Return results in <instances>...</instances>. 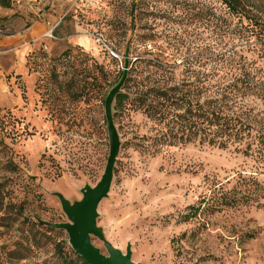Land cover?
Masks as SVG:
<instances>
[{
  "label": "rangeland",
  "instance_id": "obj_1",
  "mask_svg": "<svg viewBox=\"0 0 264 264\" xmlns=\"http://www.w3.org/2000/svg\"><path fill=\"white\" fill-rule=\"evenodd\" d=\"M132 2V39L149 27L192 51L210 36L201 17L218 7L217 0L0 5V264H21L6 251L24 217L65 222L64 204L79 202L84 186L100 180L109 150L103 98L123 68ZM35 22L56 25L55 39L42 40L35 28L32 40L22 38ZM123 130L120 143L128 144L116 156L108 196L97 207L96 224L113 247L124 253L129 245L138 264H264V200L220 210L206 204L196 216L187 208L198 207L214 187H231L239 172L264 184L263 169L233 148L189 144L142 154L135 146L137 132L144 131L140 117L124 122ZM49 235L67 244L64 231ZM91 241L105 254L101 241ZM51 249H41L32 263L49 261Z\"/></svg>",
  "mask_w": 264,
  "mask_h": 264
},
{
  "label": "trees",
  "instance_id": "obj_2",
  "mask_svg": "<svg viewBox=\"0 0 264 264\" xmlns=\"http://www.w3.org/2000/svg\"><path fill=\"white\" fill-rule=\"evenodd\" d=\"M217 2L216 9L201 17L210 36L195 51L178 41L171 44L158 38L149 27L146 34L132 39L136 8L132 2L127 29L131 36L125 40L123 68L106 90L103 108L108 92L126 68L111 105L119 139L120 131L122 137L126 135L124 122L131 123L138 116L144 131L137 132L135 146L142 154L154 156L165 148L189 144L233 148L264 172V0ZM0 5L8 7L7 0H0ZM75 98L81 99V93ZM104 129L108 139L105 117ZM127 144L121 142L119 150ZM7 167L9 172L16 171L14 165ZM260 200H264V184L239 172L231 187H214L209 196L199 200L198 207L187 208L196 216L206 204L215 203L220 210L250 202L261 206ZM16 228L13 248L6 251L11 260L33 264L37 253L50 245L49 261L39 264H86L68 240L67 244L55 243L49 235L63 230L30 217H24Z\"/></svg>",
  "mask_w": 264,
  "mask_h": 264
},
{
  "label": "water",
  "instance_id": "obj_3",
  "mask_svg": "<svg viewBox=\"0 0 264 264\" xmlns=\"http://www.w3.org/2000/svg\"><path fill=\"white\" fill-rule=\"evenodd\" d=\"M126 68L123 69L121 79L107 94L104 101V117L108 136V156L100 180L90 187L85 185L82 198L72 206L64 204L63 213L65 222L50 223L41 221L45 226L63 230L67 235L71 249L79 255L86 264H138L131 260L130 246L127 245L122 253L109 243L103 235L102 229L97 226V207L100 201L108 196L113 177V166L119 152L120 140L115 129L111 105L114 95L120 91L125 78ZM91 237H96L102 242L105 254L92 244Z\"/></svg>",
  "mask_w": 264,
  "mask_h": 264
},
{
  "label": "crops",
  "instance_id": "obj_4",
  "mask_svg": "<svg viewBox=\"0 0 264 264\" xmlns=\"http://www.w3.org/2000/svg\"><path fill=\"white\" fill-rule=\"evenodd\" d=\"M49 22H35L33 25L30 26V28L23 33L22 38L24 39H28V40H32V37H31V31H33V28H35L36 31H38L39 33L42 32L38 37L42 38V34L47 30V26ZM37 39V38H36Z\"/></svg>",
  "mask_w": 264,
  "mask_h": 264
},
{
  "label": "built area",
  "instance_id": "obj_5",
  "mask_svg": "<svg viewBox=\"0 0 264 264\" xmlns=\"http://www.w3.org/2000/svg\"><path fill=\"white\" fill-rule=\"evenodd\" d=\"M56 25L51 26L50 28H48L43 34H42V38L44 39H48V40H53L55 39L54 35H53V31L55 29Z\"/></svg>",
  "mask_w": 264,
  "mask_h": 264
}]
</instances>
